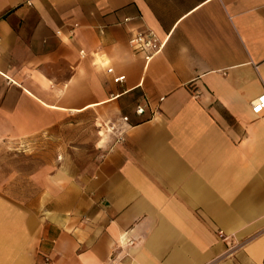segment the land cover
Instances as JSON below:
<instances>
[{"label": "crops", "instance_id": "1", "mask_svg": "<svg viewBox=\"0 0 264 264\" xmlns=\"http://www.w3.org/2000/svg\"><path fill=\"white\" fill-rule=\"evenodd\" d=\"M263 93L264 0H0V150L89 118L98 149L0 163V264H264Z\"/></svg>", "mask_w": 264, "mask_h": 264}, {"label": "rangeland", "instance_id": "2", "mask_svg": "<svg viewBox=\"0 0 264 264\" xmlns=\"http://www.w3.org/2000/svg\"><path fill=\"white\" fill-rule=\"evenodd\" d=\"M97 154L95 125L89 118L83 126L74 124L71 128L58 129L53 133L9 145L0 150V163L18 164V168L25 170V181L26 176L31 174V169L39 167L42 180L45 174L58 168L64 169L66 165L74 167L76 170L84 168L96 159ZM27 172L29 173L27 174ZM12 173L14 174L15 170ZM24 184L26 186V182ZM13 190L17 192L23 190L25 196L32 193L31 188L26 187L23 189L13 188ZM37 190L42 195V184L39 189L34 188V196L37 195Z\"/></svg>", "mask_w": 264, "mask_h": 264}, {"label": "built area", "instance_id": "3", "mask_svg": "<svg viewBox=\"0 0 264 264\" xmlns=\"http://www.w3.org/2000/svg\"><path fill=\"white\" fill-rule=\"evenodd\" d=\"M130 18H126L125 21H129ZM131 47L139 54L142 55V57L146 60L149 61L152 58H154L156 55H158L164 45L165 41L162 40L159 35L151 30H140L137 31L135 34H133L129 40ZM81 53L84 54V50H81ZM107 71L109 73L114 72L113 67H108ZM126 79L125 75H115L113 77V81L115 83L123 82ZM264 110V93L257 98H255L252 101V111L256 114L261 113ZM137 113L138 114H143L144 113V106H138L137 108ZM124 120H128V117L125 116ZM114 126H112L113 129ZM114 130V129H113ZM116 130V141L120 142L123 141L124 136H123V131L121 129ZM220 234L223 235V232L220 231ZM43 264H51V258L49 256L45 257Z\"/></svg>", "mask_w": 264, "mask_h": 264}]
</instances>
